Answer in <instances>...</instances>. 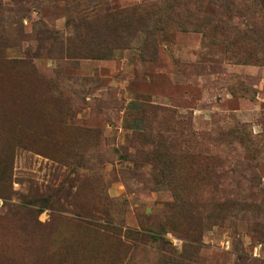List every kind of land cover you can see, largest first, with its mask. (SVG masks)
I'll list each match as a JSON object with an SVG mask.
<instances>
[{"label":"rangeland","instance_id":"1","mask_svg":"<svg viewBox=\"0 0 264 264\" xmlns=\"http://www.w3.org/2000/svg\"><path fill=\"white\" fill-rule=\"evenodd\" d=\"M180 5L0 0V264H264V0Z\"/></svg>","mask_w":264,"mask_h":264},{"label":"trees","instance_id":"2","mask_svg":"<svg viewBox=\"0 0 264 264\" xmlns=\"http://www.w3.org/2000/svg\"><path fill=\"white\" fill-rule=\"evenodd\" d=\"M191 0H162V7L160 9V13L159 15H164L167 12H169L170 17H174V13L178 12L180 10H182V6L180 5L182 3V5H185L186 3L190 2ZM113 16V15H112ZM111 16V17H112ZM110 21H113L114 18H108ZM200 26H206L204 24L200 25ZM183 30H185V27H181Z\"/></svg>","mask_w":264,"mask_h":264}]
</instances>
